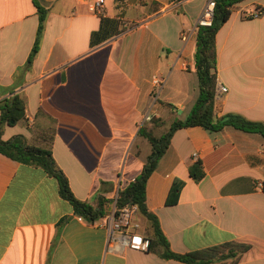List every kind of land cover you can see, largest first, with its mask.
<instances>
[{
  "label": "crops",
  "instance_id": "crops-1",
  "mask_svg": "<svg viewBox=\"0 0 264 264\" xmlns=\"http://www.w3.org/2000/svg\"><path fill=\"white\" fill-rule=\"evenodd\" d=\"M90 1L0 0V102L14 88L26 105L25 118L6 126L3 139L23 135L51 149L74 195L93 206L104 199L106 214L152 152L140 130L162 136L198 99L197 30L187 44L182 35L209 0H104L103 15L89 11ZM38 4L48 13L25 70L38 37ZM258 8L262 15L251 16ZM103 18L124 30L92 47ZM216 47L217 85L225 89L216 116L264 122V0L236 5ZM157 78L165 82L161 90ZM197 161L200 181L190 174ZM176 179L185 185L178 203L167 205ZM260 182L263 136L231 126L181 128L148 179L147 206L175 253L218 246L219 255H234L213 264H264ZM78 216L56 178L0 153V264H186L164 258L162 246L111 251L108 230ZM137 220L139 233L152 239L147 218Z\"/></svg>",
  "mask_w": 264,
  "mask_h": 264
},
{
  "label": "trees",
  "instance_id": "trees-1",
  "mask_svg": "<svg viewBox=\"0 0 264 264\" xmlns=\"http://www.w3.org/2000/svg\"><path fill=\"white\" fill-rule=\"evenodd\" d=\"M215 11L213 23L209 27H198L197 44L195 53V69L199 79V96L189 116L185 120H176L167 133L156 137L152 132L143 127L140 135L148 139L152 145L141 174L125 188L120 190L116 200L117 209L127 205H137L139 214L146 217L152 230L153 238L149 239L150 248L162 246L163 256L166 259H175L186 264H213L215 257L224 260L234 252L227 255H219L223 251L221 247H214L202 251H194L186 254H178L170 249L169 242L165 238L158 218L152 214L147 206L146 186L148 179L156 169L160 159L170 145L174 133L181 128L200 126L209 132H219L225 127L231 126L247 133H256L264 137V122L251 121L236 113H227L221 117L216 116L215 105L217 98V47L216 37L222 26L229 20L233 8L246 0H214ZM40 23L38 37L32 54L25 66V70L32 65V59L37 52V46L44 29V23L48 10L38 4ZM257 10L263 13V10ZM120 22L103 18L101 27L92 33L91 46L96 47L121 33ZM0 153L29 166L42 168L49 176L56 178L61 197L67 200L74 208L76 214L84 217L88 222L97 223L105 217V200L100 199L97 206L79 200L71 190L69 180L54 160L51 149L32 145L23 135H16L9 140L3 139V131L6 126L18 124L26 115L24 99L12 88L10 96L0 102ZM157 122L156 119H153ZM191 177L200 181L203 176L202 162L197 161L190 167ZM185 182L176 179L170 189L167 205L178 203L180 193ZM66 219L62 221L64 224ZM227 264V263H221Z\"/></svg>",
  "mask_w": 264,
  "mask_h": 264
},
{
  "label": "built area",
  "instance_id": "built-area-1",
  "mask_svg": "<svg viewBox=\"0 0 264 264\" xmlns=\"http://www.w3.org/2000/svg\"><path fill=\"white\" fill-rule=\"evenodd\" d=\"M89 11L95 15H103L105 12V2L104 0H91L88 3ZM215 11V1L209 0L208 3L203 8V11L198 19V22L194 29L184 33L182 35V40L187 44L191 37L194 35L195 30L198 27H209L213 23V16ZM262 12L257 10L253 17H259ZM184 68L188 65L183 64ZM154 85L160 90L164 86V81L161 79H154ZM224 87L222 85H217L216 93L219 97L224 92ZM195 154V158H196ZM258 188L263 189L264 183H258ZM139 215V209L137 205H127L121 209H116L113 212L106 213L105 217L99 222L101 227H104L109 232V249L111 251H121L126 248L134 247L142 251H149L150 241L148 237L141 235L139 233L141 229V224L137 220ZM79 220H86L81 215L78 216Z\"/></svg>",
  "mask_w": 264,
  "mask_h": 264
},
{
  "label": "rangeland",
  "instance_id": "rangeland-1",
  "mask_svg": "<svg viewBox=\"0 0 264 264\" xmlns=\"http://www.w3.org/2000/svg\"><path fill=\"white\" fill-rule=\"evenodd\" d=\"M162 132H163V131H162ZM158 134H160V132H159Z\"/></svg>",
  "mask_w": 264,
  "mask_h": 264
}]
</instances>
